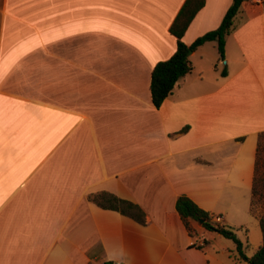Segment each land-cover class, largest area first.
<instances>
[{"label":"crops","instance_id":"obj_1","mask_svg":"<svg viewBox=\"0 0 264 264\" xmlns=\"http://www.w3.org/2000/svg\"><path fill=\"white\" fill-rule=\"evenodd\" d=\"M184 2L0 0V264H251L199 221L189 231L175 202L220 215L247 257L262 243L250 202L264 0L241 4L226 75L214 52L206 63V41L157 108L151 71L176 49ZM231 2L204 0L183 42L215 29ZM99 191L138 204L145 224L88 199Z\"/></svg>","mask_w":264,"mask_h":264},{"label":"trees","instance_id":"obj_2","mask_svg":"<svg viewBox=\"0 0 264 264\" xmlns=\"http://www.w3.org/2000/svg\"><path fill=\"white\" fill-rule=\"evenodd\" d=\"M245 0H232L226 10L220 24L212 30L198 36L189 45L183 42L182 36L197 13L203 6L204 0H185L178 14L170 25V32L176 37V49L167 59L158 61L152 68L150 79V96L155 107H159L163 100L170 94L175 83L192 69L189 59V51H194L198 46L206 41H215L218 51V60L225 58V38L234 27V19L240 12L241 4ZM216 67V64L214 65ZM221 75H226L225 67L220 71ZM257 194L264 196V131L258 133L255 153L254 174L251 188L250 211H253L254 198ZM88 199L96 205L112 209L126 215L139 224H145V213L136 203L122 199L107 191H99L88 195ZM175 208L190 231L188 220L199 221L201 225L209 230H214L224 237L230 238L235 243L236 251L240 258L247 260L251 264H264V211L258 215L259 226L262 232V243L255 252L247 257L242 251V243L236 237L234 231L226 226L214 224L211 221L212 214L200 208L192 199L186 195H179L175 202ZM103 264H117L115 261L106 260ZM208 264V263H204Z\"/></svg>","mask_w":264,"mask_h":264},{"label":"rangeland","instance_id":"obj_3","mask_svg":"<svg viewBox=\"0 0 264 264\" xmlns=\"http://www.w3.org/2000/svg\"><path fill=\"white\" fill-rule=\"evenodd\" d=\"M209 46L207 47H210L209 49H207L206 51V54H205V61L208 57V55H213V52L214 54L218 55L217 53V48L215 46L214 43H210L208 44ZM212 50V51H211ZM210 53V54H209ZM225 59L224 60H220V62L218 63V67L220 69L224 68L225 67V63H224ZM204 62V60H203ZM207 63V61H206ZM214 66V63L213 65ZM253 211L256 215H260L263 211H264V196L263 195H260V194H257L254 198V205H253ZM218 240H222L223 243L227 242V243H232L230 240H227L226 238H223L222 236H218L217 238Z\"/></svg>","mask_w":264,"mask_h":264},{"label":"built area","instance_id":"obj_4","mask_svg":"<svg viewBox=\"0 0 264 264\" xmlns=\"http://www.w3.org/2000/svg\"><path fill=\"white\" fill-rule=\"evenodd\" d=\"M211 221L213 223H219L221 221V216L220 215H212ZM198 244H199L200 247H202V246L205 245V242L204 241H200Z\"/></svg>","mask_w":264,"mask_h":264},{"label":"water","instance_id":"obj_5","mask_svg":"<svg viewBox=\"0 0 264 264\" xmlns=\"http://www.w3.org/2000/svg\"><path fill=\"white\" fill-rule=\"evenodd\" d=\"M190 52H191V51H189L188 54H189ZM199 222L201 223V222H202V219H200Z\"/></svg>","mask_w":264,"mask_h":264}]
</instances>
